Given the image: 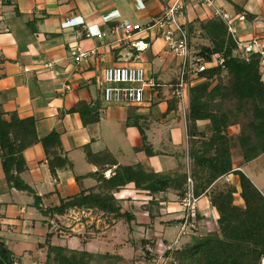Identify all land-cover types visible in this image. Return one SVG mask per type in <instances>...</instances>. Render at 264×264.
<instances>
[{
    "label": "crops",
    "instance_id": "obj_1",
    "mask_svg": "<svg viewBox=\"0 0 264 264\" xmlns=\"http://www.w3.org/2000/svg\"><path fill=\"white\" fill-rule=\"evenodd\" d=\"M214 4L221 16H215V9L196 8L192 3L184 23L225 16L226 27L233 28L239 43L264 40V0H217ZM163 5V0H0V114L6 121L12 116L33 119L38 140L50 133L57 136V143H47L48 156L40 142L22 153L24 170L19 178L32 193L7 184L0 159V242L11 252L13 264H45L46 248L40 245L48 234H52L51 245L118 255L133 264H146L136 261L142 240L174 239V224L181 215L177 191L150 195L132 183L121 187L113 196L128 220L91 208L70 209L52 218L42 213L62 200L97 190L117 166L184 174V189L187 177L194 186L188 90L202 79L186 75L183 98L177 99L173 92L183 60L167 50L155 28L123 43L108 34L111 26L123 20L146 25L159 16ZM97 33L103 35L98 38ZM138 41L146 49L131 46ZM76 47L87 54L78 63L73 58ZM114 65L141 66L155 80L156 88L145 92L141 105L102 101L98 82L104 68ZM260 74L264 84V64ZM243 124L241 120L229 127L228 135L236 136ZM193 132L210 134L209 122L197 121ZM145 148L152 154L147 155ZM229 150L233 170L243 173L264 196V152L244 161L236 140L230 142ZM230 184H237L231 173L199 194L197 216L207 215L192 238L214 229L217 214L211 196ZM234 204L242 205L237 194ZM189 239L184 237L182 245Z\"/></svg>",
    "mask_w": 264,
    "mask_h": 264
},
{
    "label": "trees",
    "instance_id": "obj_2",
    "mask_svg": "<svg viewBox=\"0 0 264 264\" xmlns=\"http://www.w3.org/2000/svg\"><path fill=\"white\" fill-rule=\"evenodd\" d=\"M191 38H201L208 42L200 45L196 54V64L211 62L221 58L222 64L200 72L202 79L188 90V135L192 151L191 175L196 180L193 192L196 196L204 192L216 179L231 173L237 184L225 186L211 196V205L217 218L214 229L196 236V241L187 242L173 252L176 264H258L264 255V196L240 171L233 170L229 144L236 140L240 150L238 155L250 161L264 152V84L260 74V57L250 54L246 59L233 56L236 48L228 34L226 23L220 17L207 20L194 19L184 24ZM227 76L226 83L219 79ZM216 81V82H214ZM233 103L226 106V103ZM247 118L236 136H229V127ZM197 121H207L211 132L208 135L193 132ZM142 140L145 137L142 134ZM56 141L55 133L38 140L33 119L9 121L0 114V159L7 184L20 191L32 190L19 178L24 170L23 151L40 142L46 151L48 142ZM147 155L150 149L145 148ZM52 174L53 166H49ZM132 183L137 190L153 195L166 191H177L179 199L185 189V175L159 174L144 171L140 166H117L113 174L97 190L82 192L60 201L56 207L43 210V215L52 218L64 215L70 209L91 208L112 215L114 219H129L113 193ZM237 194L242 205L234 204ZM38 205V199L34 198ZM58 231V230H57ZM52 234H48L42 246L46 248L45 264H133L113 254H90L50 244ZM143 246L145 241L140 242ZM144 257H147L145 253ZM137 261V260H136ZM0 264H13L12 254L0 242Z\"/></svg>",
    "mask_w": 264,
    "mask_h": 264
},
{
    "label": "built area",
    "instance_id": "obj_3",
    "mask_svg": "<svg viewBox=\"0 0 264 264\" xmlns=\"http://www.w3.org/2000/svg\"><path fill=\"white\" fill-rule=\"evenodd\" d=\"M217 0H163L162 10L156 18L144 26L138 23H132L123 20L118 24L111 26L108 34L116 37L120 43L130 40L135 34L142 30H150L155 28L167 48V50L176 56L182 58L181 71L178 82L176 84L173 95L182 100L183 90L185 88L184 78L188 75L195 78L205 69L222 64L221 58H213L211 62H202L197 65L196 61L190 55V45L187 32L184 28V19L187 7L193 3L196 8L215 9ZM215 16H221L219 11L215 9ZM225 19V16H222ZM70 20H66L69 23ZM228 34L234 40L236 48L233 56L237 59H246L250 54H256L260 57V65L264 64V40L260 38H252L245 43H239L235 39V31L233 28H227ZM89 34L87 33L86 36ZM103 34L97 33L100 38ZM131 46L137 51L146 49L147 45L141 41L131 43ZM89 54H93L90 51ZM87 54L82 52L79 47L73 51L75 62H80ZM136 58H138L136 56ZM101 91L102 101L108 105H124L139 106L145 100V92H152L156 88L155 80L146 75V71L141 66L114 65L105 67L98 82ZM229 182L228 177L225 178ZM186 189L182 197L178 200L181 215L176 219L174 228L176 235L172 241H166L161 238H146L145 244L137 246L141 253L137 261H144L147 264H176L173 252L182 245L184 237H195L200 231V222L206 217V213L202 218H198V202L199 196L193 192V183L190 177L186 179ZM52 228L57 230V226L52 223ZM145 253L147 257H144ZM258 264H264V255L260 258Z\"/></svg>",
    "mask_w": 264,
    "mask_h": 264
},
{
    "label": "rangeland",
    "instance_id": "obj_4",
    "mask_svg": "<svg viewBox=\"0 0 264 264\" xmlns=\"http://www.w3.org/2000/svg\"><path fill=\"white\" fill-rule=\"evenodd\" d=\"M208 44V42L206 41V40H204V39H201V38H195V37H193V38H191V40L189 41V45H190V55H191V57L194 59V60H196V54L198 53V47L200 46V45H207ZM222 83H226V81H227V76L225 75V74H222L221 76H220V79H219ZM214 82H216V81H214ZM233 103H230V102H228V103H226V106H231ZM241 120H243L244 121V124L243 125H245L247 122H248V119L247 118H243V119H241ZM240 120V121H241ZM190 239H189V241L190 240H192L191 242H194V241H196V239L197 238H192V237H189ZM198 240V239H197ZM188 241V242H189ZM144 262V261H143ZM146 263V262H145ZM147 264V263H146Z\"/></svg>",
    "mask_w": 264,
    "mask_h": 264
}]
</instances>
